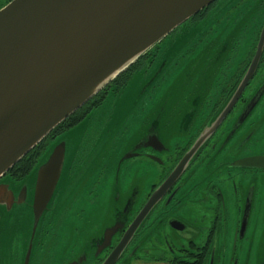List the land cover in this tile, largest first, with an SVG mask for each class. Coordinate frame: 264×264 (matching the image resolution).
Returning a JSON list of instances; mask_svg holds the SVG:
<instances>
[{"label": "flooded vegetation", "instance_id": "1", "mask_svg": "<svg viewBox=\"0 0 264 264\" xmlns=\"http://www.w3.org/2000/svg\"><path fill=\"white\" fill-rule=\"evenodd\" d=\"M263 30L264 0H215L134 62L150 91L92 161L114 121L91 111L67 170L81 183L55 193L38 231L30 188L0 205V264H264V167L246 164L264 156ZM29 172L0 183L16 195Z\"/></svg>", "mask_w": 264, "mask_h": 264}, {"label": "water", "instance_id": "2", "mask_svg": "<svg viewBox=\"0 0 264 264\" xmlns=\"http://www.w3.org/2000/svg\"><path fill=\"white\" fill-rule=\"evenodd\" d=\"M213 1L11 0L1 8L0 178L59 123ZM263 40L264 30L253 68ZM162 68L154 73L155 80ZM250 77L251 73L244 81ZM151 82L152 78L148 80L146 76L141 91H136L132 109L123 107L120 97L115 100L109 118L114 122L103 130L91 161L132 117ZM90 116L91 113L48 144L16 195L5 184V177L0 183L2 206L6 203L11 207L14 202L25 205L27 190L31 189L28 209L33 218V234L55 193L81 183L84 172L75 176L77 181L72 184L67 181V170ZM246 164L264 167V156L250 157ZM87 168L85 165L80 170Z\"/></svg>", "mask_w": 264, "mask_h": 264}, {"label": "trees", "instance_id": "3", "mask_svg": "<svg viewBox=\"0 0 264 264\" xmlns=\"http://www.w3.org/2000/svg\"><path fill=\"white\" fill-rule=\"evenodd\" d=\"M134 69L135 64L130 65L128 69H126L116 78H114L101 91H99L96 95L89 99L85 104H83L79 109H77L74 113L68 116L65 120L59 123L52 131H50V133L41 142H39L25 156H23L19 161H17L9 169V172H11L13 175H16L17 177H22L27 174L30 170H32V168L35 166L38 157L43 153L46 144L52 137L64 132L65 130L69 129L70 127L81 121L90 111L98 109V107L103 105V103L107 100L108 95L110 96V94L114 92L113 90L115 89V87L117 90L115 91V93L119 90L121 94L123 92L122 90L125 89L128 82L134 76L144 74L142 73V70H139L138 72L133 74L132 72H134ZM120 94L118 95V97L120 96Z\"/></svg>", "mask_w": 264, "mask_h": 264}, {"label": "rangeland", "instance_id": "4", "mask_svg": "<svg viewBox=\"0 0 264 264\" xmlns=\"http://www.w3.org/2000/svg\"><path fill=\"white\" fill-rule=\"evenodd\" d=\"M138 76L139 79H132L119 96L121 98L120 104L127 109L130 107L132 109V105H134L136 101V91H141V85L143 84L145 77H143L142 74ZM114 104L115 101L113 99L109 98L106 100L102 105V111L98 112L95 118H102L108 115L114 108Z\"/></svg>", "mask_w": 264, "mask_h": 264}, {"label": "bare ground", "instance_id": "5", "mask_svg": "<svg viewBox=\"0 0 264 264\" xmlns=\"http://www.w3.org/2000/svg\"><path fill=\"white\" fill-rule=\"evenodd\" d=\"M167 76H168V75H167ZM163 77H164V76H163ZM163 81H164V80H163ZM163 81H162V82H163ZM162 82H161V83H162ZM157 89H158V88H157Z\"/></svg>", "mask_w": 264, "mask_h": 264}]
</instances>
